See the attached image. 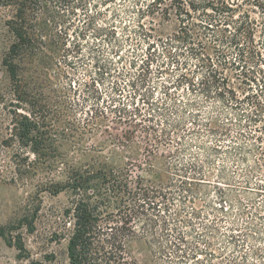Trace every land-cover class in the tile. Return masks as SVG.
<instances>
[{
    "label": "trees",
    "instance_id": "obj_1",
    "mask_svg": "<svg viewBox=\"0 0 264 264\" xmlns=\"http://www.w3.org/2000/svg\"><path fill=\"white\" fill-rule=\"evenodd\" d=\"M0 8L12 39L2 60L13 101L7 140L27 150L23 171H61L38 191L68 196L52 235L67 240L70 264H156L134 249L165 264H203L197 255L217 258L212 239L223 245L218 254L234 252L220 264H264V0H0ZM85 51L93 72L82 99H70L72 83L58 90L37 76L83 62ZM105 81L111 103L127 91L130 105L165 126L153 142L117 137L128 160L119 169L110 158L83 164L60 151L92 132L89 122L67 120H80L88 98L99 101ZM94 111L81 120L105 118ZM132 168L156 180L137 176L131 186ZM37 214L0 227L19 256Z\"/></svg>",
    "mask_w": 264,
    "mask_h": 264
},
{
    "label": "rangeland",
    "instance_id": "obj_2",
    "mask_svg": "<svg viewBox=\"0 0 264 264\" xmlns=\"http://www.w3.org/2000/svg\"><path fill=\"white\" fill-rule=\"evenodd\" d=\"M142 1L146 4V0ZM117 3L116 7H120L121 4ZM126 4L128 6L131 5L129 2H126ZM9 15L8 10L0 8V227L17 223L24 214L33 210H38V214L34 234L25 235L23 231L26 251L21 253V256H19L20 253L14 247L9 246L4 240L0 239V264H70L67 257V240H55L56 237L52 235V233L60 232L59 230L62 228L60 218L63 210L69 205L68 196L64 192L57 196H51L47 192L38 191L49 180H61V171H56L59 169L44 171L42 168H36L35 170L30 168L28 172L23 171L26 164L23 159L28 155L27 150H22L16 143L8 142L7 140L11 133L10 112L13 110V101L10 96V81L2 65V60L12 41L5 26V20ZM122 16L123 20L127 21V17ZM252 16L253 18H258L255 14H252ZM83 54V62L74 60V65L70 68H62L63 65L61 68H55L52 65V69L49 71L45 70L43 74H37V76L39 75L43 83L50 84L52 87L57 86L58 90L60 86L61 88L62 86L68 88L67 83H72V88L76 93H70V99L71 97L82 99V84L85 81H89L88 75L93 72L92 64L87 60V51L83 52ZM84 63H88L87 67H84ZM61 69L67 72L68 78L64 79L61 76ZM97 88L102 93L99 101H93L88 98L84 105V111L80 112L77 117L80 120H67L75 124L89 122L88 124L93 129L92 132L87 133L81 144L75 149L63 146L60 147V151L67 153L71 160H77L83 164L93 162L96 158L102 160L110 158L114 168H123L128 160L121 155L124 154L122 153L123 149L121 150L122 147L118 144H112L117 137L122 138L121 136L124 135H132L135 142L143 144L140 143L142 138L149 136L151 142H153L152 138L155 136L160 137L165 126L157 125L155 121L158 122V120L156 119L148 120L147 114L149 110L138 101H136V105H130L128 98H126L127 91L122 93V95L116 96V101L111 103L109 101L110 83L105 81L103 84H99ZM135 106L141 108V115L135 114ZM94 110L102 111L105 118L103 120H81L83 116L85 118V112L92 115L95 112ZM148 127H154V130L145 132ZM171 149V147L159 148L158 152L163 153L171 151ZM113 150L117 153L114 158L110 153ZM28 158L29 161L34 160L31 155ZM137 163L139 161H136ZM18 168L21 173H18ZM137 176H140L144 183L156 180L155 174L132 168L129 176L131 186L135 185ZM213 197L212 193L210 198L213 199ZM202 205V202L197 201L194 204V208H200ZM140 225L141 221L136 223V230H138ZM222 226L224 227V225ZM166 239L174 240L175 237L165 238L164 240ZM184 241L193 246L198 241V238L195 235H186ZM219 241L218 239H212L215 246L209 249L211 250L209 252H213L217 258L207 261L208 258L199 254L197 259L203 264H220L223 255H234V252L230 249H227L226 254H218L221 251L220 248L223 247V245H219ZM140 252L141 250L137 251L135 249L133 252V256L138 260L143 257L150 258L153 256V258L157 257L156 264H165L161 259L158 260L160 255L158 256L157 252H153V250L149 253L142 252L140 254ZM184 264H196V262L191 260L186 261ZM249 264H262V261H255L249 258Z\"/></svg>",
    "mask_w": 264,
    "mask_h": 264
}]
</instances>
